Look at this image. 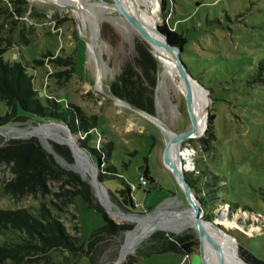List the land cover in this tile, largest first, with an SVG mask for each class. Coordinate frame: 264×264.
Instances as JSON below:
<instances>
[{
	"label": "rangeland",
	"instance_id": "obj_1",
	"mask_svg": "<svg viewBox=\"0 0 264 264\" xmlns=\"http://www.w3.org/2000/svg\"><path fill=\"white\" fill-rule=\"evenodd\" d=\"M147 1L155 16L160 13L159 25L166 23L187 37L182 60L194 83L206 89L210 99L205 130L193 143L187 139L180 144L181 150L189 149L192 155L181 158L185 170L193 172L196 166L213 183L218 179L214 175H218L222 182H215L216 194L223 201L216 198L212 203L218 210L214 209L216 216L210 224L226 233L238 253L246 245L264 261V0ZM18 3L24 7L22 14L11 16L5 11L7 7L14 10ZM86 4L95 6L99 51L107 67L101 90L97 88V63L86 42L93 36L92 26L88 20L84 23L71 6L42 0H0V49L7 50L4 59L8 62L18 55L23 63L36 66L30 71L35 73V85L42 93L64 106L73 105L79 115L99 118L100 124L94 129L98 135L96 147L113 143L111 162L123 179L99 184L96 175L110 160L104 165L93 159L80 143L83 133L73 132L63 121L27 116L22 121L0 125V150L17 151L10 160L0 157V208L35 212L41 201L52 200L63 209L61 220L67 230L86 239L105 224L103 214L89 208L80 195L88 191L114 224L132 227L106 235L98 242L91 261L79 257L75 264H113L120 256L127 232L136 227L126 215H148L162 209L194 212L162 160L170 136L152 118L162 120L173 133H182L192 124L185 93L177 84L183 82L178 72L164 76L159 57L111 0H86ZM143 44L148 50L140 48ZM145 51L151 53L153 61ZM58 56H71L75 71H70L71 66H57L54 60ZM35 59L43 60V64L32 63ZM64 70L70 72L60 79L53 77ZM120 91L127 93L126 99L117 95ZM118 100L124 104H118ZM6 110V103L0 100V114ZM43 126L49 127L51 135L23 133ZM57 134L63 138L69 135L75 146ZM200 138L210 141L208 151L202 148ZM77 151L86 154L95 168L92 173L80 164ZM185 158L190 159L192 168L188 169L189 160ZM146 164L153 183L140 181ZM19 173L26 180L32 179V189L23 194L7 189ZM123 181L133 190V207L126 206L118 195ZM96 185L104 190L114 209L106 207ZM193 192L204 218L211 212L203 205L205 194ZM224 220L230 226L222 224ZM187 227L179 233L156 231L197 235L194 226ZM149 238L140 242L130 256L145 250ZM195 249L198 252L189 255L188 261L185 254L170 251L140 257L138 264H203L199 245ZM65 255L52 253L47 259L45 253H24L18 261L6 259L0 264H69V256Z\"/></svg>",
	"mask_w": 264,
	"mask_h": 264
},
{
	"label": "trees",
	"instance_id": "obj_2",
	"mask_svg": "<svg viewBox=\"0 0 264 264\" xmlns=\"http://www.w3.org/2000/svg\"><path fill=\"white\" fill-rule=\"evenodd\" d=\"M23 10L24 7L18 3L14 10L10 11V8L7 7L5 11L13 16L14 14H22ZM1 27L0 25V28ZM161 28L169 35L173 45L180 46L182 50L184 49V45L188 43V39L184 34L178 32L177 28L168 26L166 23L161 25ZM140 48L148 50L144 44L143 47ZM6 51V49H0V100L6 103L8 110H6L4 114H0V125L17 120L22 121L27 116L49 121H63L73 132H81L84 134V138L80 143L82 147L87 148L91 152V157L93 159H96L98 163L104 165L107 163V159L110 160V164L105 166V169L103 168V170H101L102 172L99 174L100 179L104 183L110 179L118 178L122 180L123 177L118 172V167L111 162L114 149L113 143L109 141L103 143L102 147H96L98 135L97 132H94V129L100 124L99 118L92 115H79L73 105L64 106L60 101H56L47 94L42 93V90L35 85V73L30 71L35 70L36 66H34V64L31 66L30 64L23 63L18 55L12 62H8L4 59V53H6ZM145 52L148 53V58L153 61L151 53L149 51ZM48 55H51V53H48ZM54 62L57 66L61 67L71 66V72H74L76 69L75 60L71 56L66 58L58 56ZM32 63L42 65L43 60L35 59ZM262 69L263 68H260V70ZM70 71L64 70L56 72L53 77L60 79L64 77L62 75H66ZM261 75H263V73ZM262 79L263 78H260V80ZM126 94L127 93L123 94L121 91L117 93L122 99L127 98ZM214 116L215 115H213L212 118H214ZM195 139L197 138H190L189 141L193 143ZM200 141L202 143V148L208 151L210 141H207L205 138H200ZM12 155L16 156L17 151H11L5 148L0 150V157H4L6 160H10ZM150 171L147 164L144 165L140 176L141 182V177L146 179L147 184L155 182L150 175ZM184 174L193 191L199 190L200 193L205 194L203 205L206 209H210L211 212L209 211L204 218L212 221L216 216L214 209L216 208L218 210L212 203L215 202L216 198L219 201H223L221 198L217 197V184H215V182H220L221 184L222 180L218 175H214V177L218 179L213 183L212 179L210 177L208 178L203 171H198L196 166H194L193 172L185 170ZM204 181L206 182L204 183ZM123 183L124 187L117 191L118 195L123 198V202L126 206L133 207L134 204L130 198L133 194V190L125 181H123ZM8 188L15 194H17V192L23 194L32 189V179L26 180L19 173L15 179L8 183L7 189ZM80 195L83 196L82 198L89 208H93L102 213L105 220V224L93 230L86 239L75 236L67 230L65 223L61 220V212L63 209L52 200L41 201L40 206L35 212L25 208L7 210L0 208V261L3 262L6 259H15L18 261L23 257L24 253H45L47 259L51 257L52 253L59 256L62 255L63 257H66L65 254L67 253V256H69V264H75L79 257H85L87 260L91 261L92 258L90 256L95 252L96 246L101 239L103 240L106 235L111 233L119 234L132 227L131 224H125L123 226L114 224L105 215L103 207L93 202L88 191H82ZM261 225L264 226V223ZM77 229L79 230V226H77ZM199 244L200 240L198 234L196 236H191L188 233L173 234L156 231L149 238L148 242H146L145 250L138 251L139 255L136 257L129 255L124 264H138L140 257H149L170 251L191 255L194 252H198L195 247H198ZM231 248L248 264H264V261H261L252 252L246 249L244 250L242 247L239 248V253L238 249H236L233 244Z\"/></svg>",
	"mask_w": 264,
	"mask_h": 264
},
{
	"label": "bare ground",
	"instance_id": "obj_3",
	"mask_svg": "<svg viewBox=\"0 0 264 264\" xmlns=\"http://www.w3.org/2000/svg\"><path fill=\"white\" fill-rule=\"evenodd\" d=\"M56 5H67L68 7L71 6L75 10V14L81 18V20L86 23L88 20L91 24V29L93 32V36L91 38H88V46L90 53H92V56L94 60L97 63V88L99 90L102 89V82L104 75L106 73L107 67L103 63L101 59V54L99 51V37H98V19L96 16V10L94 5H88L86 4V0H50ZM154 2V0H149V2ZM122 3L125 7V9L133 16L137 17L145 26H147L148 30L154 35L155 29H157V26L160 24V13L159 15L155 16V11L150 10V5L147 0H122ZM104 4V3H103ZM66 6V7H67ZM104 6V5H103ZM114 6V5H113ZM102 7V6H101ZM115 7V6H114ZM104 8V7H103ZM98 13V12H97ZM84 27V26H83ZM89 36V35H88ZM153 52L159 59L161 60L162 64L164 65V71L162 72L164 76H175L177 74V68L175 63L172 61L171 57L165 53V51L160 52L159 48L152 47ZM95 63V62H94ZM95 65V64H94ZM96 82V81H95ZM175 83V81L173 82ZM172 83V84H173ZM178 87L185 93V86L184 83H178ZM193 91H194V111L197 115V119L199 122V134L198 136L205 130V123H206V116H207V107L210 102L207 90L204 89L202 86L193 83ZM98 90V91H99ZM117 99V98H115ZM115 103V102H114ZM118 104H124L121 100H118ZM128 106V104H127ZM139 112V111H138ZM143 114V113H142ZM150 119V118H149ZM157 124L163 127V130H165L166 134L170 136V138L174 135V133L169 130V128L163 123L162 120L156 118H152ZM12 130L7 131V134L10 135ZM16 131V130H15ZM25 134H49L51 135V130L47 126H43L40 128L33 129L29 132H23ZM22 133V134H23ZM56 136L63 138V136H60V134H57ZM166 139V138H165ZM63 140H66L68 143L73 144V139L69 135L65 136ZM169 141V140H168ZM180 144L176 145L174 144L171 147V156L174 162L177 165H181V169L185 171V163L181 162V158L187 157L189 155V158L192 156L188 150H181L183 151V154L180 155ZM184 155V156H183ZM77 159L79 160L80 164L84 167L86 172L92 173L95 168L90 165V162L86 156L85 153L77 151L76 154ZM188 159V158H185ZM188 169L192 168V164L190 159H188ZM183 163V164H182ZM98 188V185H96ZM98 195L101 196L103 203L110 209H114V204L108 199L109 197L106 196L104 190L102 188H98ZM173 201V200H171ZM194 211V210H193ZM194 215L195 212H191L188 210H184L182 212H174L170 211L168 209H162L157 211L154 214H148V215H126L125 218H128L131 222H134L136 224V227L132 230H129L126 234L125 241L123 243V247L121 249L120 256L117 261H115L113 264H122L127 256H129L135 248L138 246V244L147 238H149L153 232L156 230H171L175 233L181 232L183 229H186L187 226H194ZM211 222L206 223V226L209 229V232L213 235V237L216 239V241L220 244L224 254H225V264H244V259H242L236 251H234L231 248V243L226 235V233H220L215 226L210 224ZM222 224L230 226V222L227 220L222 221ZM189 228V227H187ZM204 250L207 257V261L210 264H218V254L216 250L208 243L207 241L204 244Z\"/></svg>",
	"mask_w": 264,
	"mask_h": 264
},
{
	"label": "water",
	"instance_id": "obj_4",
	"mask_svg": "<svg viewBox=\"0 0 264 264\" xmlns=\"http://www.w3.org/2000/svg\"><path fill=\"white\" fill-rule=\"evenodd\" d=\"M53 3L50 0H42ZM111 3L122 13L124 18L134 27L135 30L147 41L152 47L159 48L160 52L165 51L167 55H169L172 61L175 63L178 74L184 83L185 88V97H186V106L188 112L190 114L192 128L182 132L177 133L175 132L174 135L169 139L166 143L164 152H163V163L168 168L173 175L175 176L176 180L180 184V188L185 194L189 205L195 212L194 215V227L195 231L197 232L200 240L199 250L201 253V261L203 264H210L207 261V257L204 250V244L207 241L210 245L216 250L218 254V264H225V254L220 246V244L216 241L213 235L209 232L208 227L206 226L207 221L204 220L201 214V205L198 202L197 196H195L191 186L184 174V171L181 169V165H177L171 156V147L176 144H182L187 139H194L198 137L199 134V122L197 119V115L194 111L193 101H194V91H193V83L194 79L193 76L190 74V71L187 69V65L182 60V48L177 45H173L170 41V37L166 32H164L161 28V25L157 26L155 29L154 35L148 30L147 26H145L137 17L131 15L124 7L122 0H111ZM54 4V3H53ZM87 40V39H86ZM42 95V94H41ZM112 100V99H111ZM181 155L183 152L180 153ZM184 156V155H183ZM182 162V161H181ZM96 180L99 184H102V180L99 177V174L96 175ZM107 207V206H106ZM108 208V207H107ZM111 210L110 208H108ZM214 222V221H208ZM244 261V260H243ZM245 263V262H244ZM246 264V263H245Z\"/></svg>",
	"mask_w": 264,
	"mask_h": 264
},
{
	"label": "built area",
	"instance_id": "obj_5",
	"mask_svg": "<svg viewBox=\"0 0 264 264\" xmlns=\"http://www.w3.org/2000/svg\"><path fill=\"white\" fill-rule=\"evenodd\" d=\"M182 152H183V151H182ZM141 180H142V182H146V179L143 178V177H141ZM188 259H189V255L186 254V260L188 261Z\"/></svg>",
	"mask_w": 264,
	"mask_h": 264
},
{
	"label": "crops",
	"instance_id": "obj_6",
	"mask_svg": "<svg viewBox=\"0 0 264 264\" xmlns=\"http://www.w3.org/2000/svg\"><path fill=\"white\" fill-rule=\"evenodd\" d=\"M245 247V249L247 250V247H246V245L244 246ZM249 251V250H248Z\"/></svg>",
	"mask_w": 264,
	"mask_h": 264
}]
</instances>
